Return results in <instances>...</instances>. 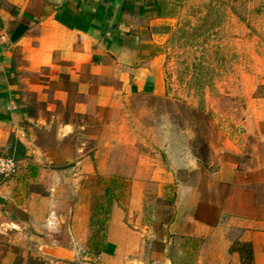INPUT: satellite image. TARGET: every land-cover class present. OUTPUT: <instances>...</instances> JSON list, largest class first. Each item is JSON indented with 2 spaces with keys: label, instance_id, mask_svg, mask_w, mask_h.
Instances as JSON below:
<instances>
[{
  "label": "crops",
  "instance_id": "0c3cea01",
  "mask_svg": "<svg viewBox=\"0 0 264 264\" xmlns=\"http://www.w3.org/2000/svg\"><path fill=\"white\" fill-rule=\"evenodd\" d=\"M184 1L0 0V157L12 138L24 149L17 174L0 177V264H149L147 256L172 264L167 244L177 242L175 254L193 256L187 264H264V203L219 190L237 179L226 144L208 162L168 145L170 214L143 218L149 183L133 180L126 206L113 200L100 220L103 242L88 245L97 220L81 179L138 174L112 169L117 143L128 142L99 129L104 112L129 96L164 93L149 33ZM155 166L149 173H164ZM205 168L212 183L196 180ZM169 185H155L157 197ZM68 189L74 202L63 218Z\"/></svg>",
  "mask_w": 264,
  "mask_h": 264
},
{
  "label": "rangeland",
  "instance_id": "374dc122",
  "mask_svg": "<svg viewBox=\"0 0 264 264\" xmlns=\"http://www.w3.org/2000/svg\"><path fill=\"white\" fill-rule=\"evenodd\" d=\"M149 34L150 55L158 58L164 93L129 96L113 114L104 112L99 129L128 142L117 143L112 169L127 167L138 174L81 179L89 190L90 218L97 220L90 247L103 242L105 227L100 220L109 218L113 200L126 206L133 180L149 183L143 218L170 214L175 175L165 167L169 161L163 151L168 145L175 149L187 145L208 162L210 153L226 144L231 153L224 156L236 163L238 171L231 187L222 186L220 192L243 191L264 203V0H185L177 14L159 21ZM183 136H190L189 142H182ZM155 163L164 173H149L157 168ZM209 171L202 170L196 180L212 183ZM161 180L170 187L157 197L162 191L155 185ZM65 193L59 210L68 218L75 195L70 189ZM160 244L151 241L152 246ZM167 245L172 264H187L193 257L175 254L178 242ZM147 258L156 264V257Z\"/></svg>",
  "mask_w": 264,
  "mask_h": 264
},
{
  "label": "built area",
  "instance_id": "2783aa9c",
  "mask_svg": "<svg viewBox=\"0 0 264 264\" xmlns=\"http://www.w3.org/2000/svg\"><path fill=\"white\" fill-rule=\"evenodd\" d=\"M18 171V161L12 157H0V177L3 179L13 178Z\"/></svg>",
  "mask_w": 264,
  "mask_h": 264
},
{
  "label": "trees",
  "instance_id": "16d2710c",
  "mask_svg": "<svg viewBox=\"0 0 264 264\" xmlns=\"http://www.w3.org/2000/svg\"><path fill=\"white\" fill-rule=\"evenodd\" d=\"M24 156V149L20 142L15 139H11V144L9 147L8 157H12L15 161H19ZM99 243H96L97 246ZM100 250V248L98 249Z\"/></svg>",
  "mask_w": 264,
  "mask_h": 264
}]
</instances>
